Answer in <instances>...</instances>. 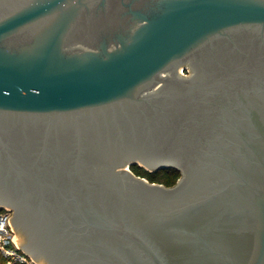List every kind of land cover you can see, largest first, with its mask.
I'll list each match as a JSON object with an SVG mask.
<instances>
[{
	"label": "water",
	"instance_id": "1",
	"mask_svg": "<svg viewBox=\"0 0 264 264\" xmlns=\"http://www.w3.org/2000/svg\"><path fill=\"white\" fill-rule=\"evenodd\" d=\"M0 205L44 264H264V0H0Z\"/></svg>",
	"mask_w": 264,
	"mask_h": 264
},
{
	"label": "built area",
	"instance_id": "2",
	"mask_svg": "<svg viewBox=\"0 0 264 264\" xmlns=\"http://www.w3.org/2000/svg\"><path fill=\"white\" fill-rule=\"evenodd\" d=\"M11 208L0 205V252L12 264H44L28 254L17 242L15 229L11 223Z\"/></svg>",
	"mask_w": 264,
	"mask_h": 264
},
{
	"label": "trees",
	"instance_id": "3",
	"mask_svg": "<svg viewBox=\"0 0 264 264\" xmlns=\"http://www.w3.org/2000/svg\"><path fill=\"white\" fill-rule=\"evenodd\" d=\"M134 165V164H133ZM181 172L175 167H165L155 170L149 175L150 180H157L167 185L174 184ZM0 264H12L7 263L6 257L0 252Z\"/></svg>",
	"mask_w": 264,
	"mask_h": 264
},
{
	"label": "rangeland",
	"instance_id": "4",
	"mask_svg": "<svg viewBox=\"0 0 264 264\" xmlns=\"http://www.w3.org/2000/svg\"><path fill=\"white\" fill-rule=\"evenodd\" d=\"M130 169H131L134 173H136L137 175H140V176H143V177H145V178H148L149 180H150L149 175H150L151 173L154 172L153 170H150V169H148L147 167L142 166V165H139V164L131 165V166H130ZM180 175H181V174H180ZM179 177H180V176H179ZM179 177H178V178H179ZM178 178H177V179H178ZM150 181L160 182V181H157V180H150ZM160 183H163V182H160Z\"/></svg>",
	"mask_w": 264,
	"mask_h": 264
},
{
	"label": "flooded vegetation",
	"instance_id": "5",
	"mask_svg": "<svg viewBox=\"0 0 264 264\" xmlns=\"http://www.w3.org/2000/svg\"><path fill=\"white\" fill-rule=\"evenodd\" d=\"M11 211H12V215H13V210L11 209Z\"/></svg>",
	"mask_w": 264,
	"mask_h": 264
}]
</instances>
